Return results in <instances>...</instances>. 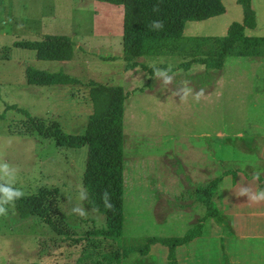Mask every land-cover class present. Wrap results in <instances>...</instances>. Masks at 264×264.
<instances>
[{"label": "rangeland", "instance_id": "rangeland-1", "mask_svg": "<svg viewBox=\"0 0 264 264\" xmlns=\"http://www.w3.org/2000/svg\"><path fill=\"white\" fill-rule=\"evenodd\" d=\"M117 15L121 18L124 15L122 6L97 0H0V114H4L0 118V161H5L16 169L13 186L21 188L26 194L35 193L43 186L60 189L57 207L51 213L59 230L40 217L22 218L15 204L8 206L7 217L0 216V264H31L41 260L44 264H75L84 244V235L105 226L104 215L93 211L88 205V194L82 180L85 165L81 173L83 159L80 155H75L84 150L59 147L52 139L28 132L27 117L8 106L17 105L29 110L33 116L58 120L67 132L83 133L89 116L96 110H105L107 105L104 98L98 105L94 104L91 98L94 85H104L109 90L125 84L121 80L126 67L124 58L112 59L122 53V37L121 46L116 42L112 48L101 42H88L85 48L83 45L80 49L86 55H75L68 62L39 60L33 50L24 49L20 45L24 41L41 39L45 33L68 34L74 42L84 41L107 24L115 26ZM193 25L187 24L185 36L196 35V32L201 35L221 34L218 30L203 26L195 30ZM111 29L115 30L114 27ZM149 59L144 58V61L155 66L164 63L166 66L175 67L181 62L179 57L174 56ZM61 63H64L63 67ZM29 66L49 72L64 71L75 76L79 82L69 84L61 98L58 87L29 84L25 74ZM225 67H231V60L227 61ZM186 72L181 71L170 76L165 74V78L157 80L156 72L151 75L147 71L146 78L140 80L139 90H143L144 83L154 87V90L131 94L139 99L138 103L134 102L135 128L147 132L149 138L160 142V151L165 152L164 160H171L179 173H184V163L182 159L174 158V155L186 148L187 153L197 147L200 151V133L206 130L200 119L216 115L217 100L221 102L230 99L226 94H218L215 83H209L211 75L219 73V70L210 68L207 72H202L201 69L191 68ZM169 77L174 88L165 83ZM203 79H206L204 81L207 85L203 83ZM185 89L190 92L182 100ZM201 89L206 93L197 101L196 95ZM242 110L234 111L230 103V107L221 109L219 116L226 119H254L260 116L256 113L259 109L255 107L247 109L246 114ZM57 111L62 114L59 118L55 116ZM191 157H187L190 160L187 163L189 165L193 158ZM216 157L230 159L232 156ZM198 159L199 165L211 158L207 155ZM223 163L224 167L229 165L227 160ZM195 184L199 183L192 181L187 175V189L180 198L165 199V204L162 205L169 207L165 212L174 207L186 206L187 203L191 207L199 202L195 201ZM81 191L87 196L79 202L86 212L85 216L72 212ZM151 191L148 188H137V183L125 188V214L130 218L133 230L137 228L139 235L161 230L159 226L153 229L150 221L152 201L143 199Z\"/></svg>", "mask_w": 264, "mask_h": 264}, {"label": "crops", "instance_id": "crops-1", "mask_svg": "<svg viewBox=\"0 0 264 264\" xmlns=\"http://www.w3.org/2000/svg\"><path fill=\"white\" fill-rule=\"evenodd\" d=\"M221 2L225 7L223 13L203 20L188 21L184 28L185 31L187 24L192 23L195 30L204 27L218 30L221 34L201 35L196 32V35L188 37L224 36L227 34L232 22H243L244 10L238 0H221ZM252 6L255 11V26L247 27L245 30L246 53L229 54L225 58L223 67L217 69L219 73H214V76L211 75L209 82L211 84L215 83L218 94H226L230 99L221 102L217 100L215 103L216 115L211 116V118L200 119V123L206 129L200 133L202 136L200 151L197 147L190 149L191 153H187L186 148L174 155V158L182 159L184 173H179L176 165L171 160H166L167 162L164 160L165 152L160 151L162 150L160 149V142L149 138L147 132L144 133L135 128L136 107L134 102L137 101L138 103L139 99L131 94L138 91L143 94L145 91L154 90V87H149L144 82L143 90H139L140 80L146 78L148 70L143 69L141 66L125 67L123 70L121 80L125 84L122 87L127 94L124 100V200L126 198L125 188L129 185L132 186L137 183L139 189H151L150 195L144 196L143 199L152 201L150 221L153 224V229L159 226L161 230L151 234L139 235L137 228L133 230L134 227L130 225V218L125 214L124 201L122 245L143 247L149 236L184 235L199 218L206 214V205L203 202H196L191 207H187V205L174 207L165 212L169 208L162 205L165 204V199L169 197L177 198V196L183 194L182 192L187 189V175L194 182L207 183L226 170H235V174H225L218 192L219 206L227 217L228 226L223 228L214 218H207L204 222L202 234L187 243L177 246L175 257L178 264H264V201L252 202L249 200L250 195L255 194L258 190H264V181L261 182L256 178L258 174L264 175V44L259 45L255 53H251L248 43L249 38L252 37L264 38V0H252ZM120 18V15H117L115 26L107 24L94 36H90L84 41H75L74 57L75 55H86L80 49L83 45L85 48V44L88 42H101L108 48H112L116 42H119L121 46L124 15ZM113 27L115 28L114 31L111 29ZM183 36L187 38L184 32ZM167 56L179 57L181 62L184 61L180 56ZM114 57L119 59L123 57V46L121 55ZM156 57L163 56H142L138 60L148 67H152L155 65L144 61V58ZM228 60H231L230 68L225 67ZM68 61L71 60L60 62ZM180 63L175 67L166 66L162 63L161 65H165L167 69L159 68L161 72L156 74L155 78L158 80L165 78V74L170 76L181 71L186 72L187 68L179 67ZM61 64L63 67L64 63ZM171 68L173 70L169 71L168 69ZM191 68L201 69L202 72H207L210 69L199 63L193 64L188 70ZM204 80L206 79H203V83L206 84ZM168 84L169 87L174 88L172 82ZM68 85L42 86L58 87L62 98ZM71 99H73L72 96ZM230 103L234 111L243 109L244 114L247 113V109L255 107L259 109L256 113L260 116H256L254 119H239L237 117L226 119L224 116H219L221 109L230 107ZM55 116L59 118L62 114L57 111ZM80 149L84 151H79L75 155L78 154L83 159L82 173L84 165L86 167L88 147L84 146ZM207 155L211 159L198 165V157L202 158ZM216 155L223 158L227 155L232 157L221 159ZM188 156L193 157H191L193 161H191V165L187 164L188 161L190 162L187 159ZM161 157H164L163 161H160ZM224 160L229 163L227 167H224ZM208 173L210 174L208 175ZM243 188L250 190L249 195H238L240 189ZM162 216L164 217L161 218ZM180 228H183L181 232H179ZM168 255V246L155 242L151 244L149 254L141 255L134 252L126 259L127 261H124V264H170ZM40 263L44 264L42 260Z\"/></svg>", "mask_w": 264, "mask_h": 264}, {"label": "trees", "instance_id": "trees-1", "mask_svg": "<svg viewBox=\"0 0 264 264\" xmlns=\"http://www.w3.org/2000/svg\"><path fill=\"white\" fill-rule=\"evenodd\" d=\"M122 6L123 20V58L126 68L141 66L151 75L154 69H167L165 65L148 67L138 60L142 56L176 55L183 58L179 67L189 69L193 64H204L208 68L221 69L229 54L246 53L245 30L255 26V11L252 0H238L244 10L243 22H232L224 36H183L188 21L203 20L221 14L225 7L221 0H98ZM154 8L158 10L154 11ZM162 21L163 29L153 30L152 21ZM251 53H255L264 38L252 37L248 40ZM76 43L69 35L62 33L45 34L41 39L24 41L20 46L33 50L39 60L65 61L74 56ZM107 59L106 57H102ZM116 57H112L115 59ZM172 71L173 68L168 69ZM26 79L29 84L55 85L79 82L64 71L49 72L27 67ZM106 89L104 85H94L91 98L98 105L106 99L105 110H96L89 116L83 133L65 131L59 121L46 120L33 116L27 109L17 105L8 106L27 117L30 133L55 141L59 147H88L86 167L83 175V186L88 194V205L104 215L105 226L88 231L82 239L84 244L75 264H124L134 252L147 255L151 244L160 242L169 248L170 264H178L175 257L177 246L187 243L203 231L207 218H214L223 228L228 220L219 206V188L225 174H235V170H226L207 183L195 184V201L203 202L207 211L182 236L154 237L149 236L143 247H128L121 244L124 212V100L127 94L122 86ZM4 114H0L2 119ZM257 176V175H256ZM264 181V175H259ZM108 193L105 207L104 194ZM60 189L58 187H40L37 192L26 194L15 201L22 218L31 216L42 218L56 230L58 225L52 218V211L57 207ZM183 196V195H182ZM177 198H180L178 196ZM188 207V203H187ZM31 264H42L33 262Z\"/></svg>", "mask_w": 264, "mask_h": 264}, {"label": "clouds", "instance_id": "clouds-1", "mask_svg": "<svg viewBox=\"0 0 264 264\" xmlns=\"http://www.w3.org/2000/svg\"><path fill=\"white\" fill-rule=\"evenodd\" d=\"M158 10V8H154V11ZM150 27L153 30H161L164 27L162 21H152ZM154 71L159 74V69H154ZM165 83H171V78L165 80ZM185 97H181V99H185L186 96L189 94L190 90L185 89ZM203 96V89H201L200 93H197L196 100L199 101L200 98ZM16 177V169L13 168L9 163L5 161H0V216L7 217L9 212V205L15 204V201L21 199L25 196V192L21 188L14 187ZM257 179L259 176L257 175ZM250 190L243 188L240 189L238 195H249ZM87 198L86 194L81 191L78 197V202L73 206L72 212L76 213L80 216H85L86 212L83 210L81 203L83 200ZM105 200V207L111 209L113 207L112 204L107 203L108 193L105 192L104 194ZM249 200L252 202H259L264 201V190H258L255 194L250 195ZM71 202V200H70ZM93 211H98V209H93Z\"/></svg>", "mask_w": 264, "mask_h": 264}]
</instances>
